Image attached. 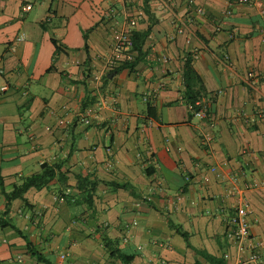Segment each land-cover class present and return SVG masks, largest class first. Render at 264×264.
<instances>
[{
  "label": "crops",
  "instance_id": "obj_1",
  "mask_svg": "<svg viewBox=\"0 0 264 264\" xmlns=\"http://www.w3.org/2000/svg\"><path fill=\"white\" fill-rule=\"evenodd\" d=\"M146 11L155 64L107 69ZM187 56L202 119L181 101ZM0 64L4 186L43 163L66 176L8 215L0 192V217L20 231L0 228V264H252L227 236L236 195L216 173L237 177L264 264V0H0ZM77 176L97 181L90 208L69 206Z\"/></svg>",
  "mask_w": 264,
  "mask_h": 264
},
{
  "label": "trees",
  "instance_id": "obj_2",
  "mask_svg": "<svg viewBox=\"0 0 264 264\" xmlns=\"http://www.w3.org/2000/svg\"><path fill=\"white\" fill-rule=\"evenodd\" d=\"M147 12V11H146ZM148 18L150 20V24L148 28L143 32H132L128 35L129 39L131 40V48L130 52L134 53L135 56L132 57L131 61H124L117 67L113 72L118 73L120 70L123 69H132L134 65L139 61H148V63H151L154 65L155 63H152L150 60V57L152 56L151 53H148L146 51H143L144 44L150 35L151 32V25L153 23V19L150 16V14L147 12ZM53 44L54 41L52 40ZM155 61V56L152 57ZM182 84H183V92L181 101L190 108V115L193 114L192 112L198 111L200 109V100L203 93V85L201 78L196 73V71L193 68L192 64V58L190 56H187L183 67H182ZM192 116V115H191ZM62 163H43L39 167V171L21 179L20 184L14 185L11 190H7L4 186L3 178L0 174V192L1 195L4 198L5 201V211L4 215H8L11 203L14 200H21L24 205H28L27 200L25 199V194L30 189L35 190H41L43 188H46L49 186V184L53 181L59 182L60 185H64L66 182V176L65 173L62 172ZM76 189L79 191L78 199L74 200V202L69 203V206H81L82 204H85L87 208H90L93 204V196L95 193V189L97 186V181L93 180L90 181L88 177H76ZM119 186V185H116ZM120 187H123V185H120ZM0 228L1 229H11L15 233L20 234V231L16 229V227L11 224L8 220H4L2 217H0ZM181 237L184 238L186 243L188 244L187 234L184 232H181L180 230L176 231ZM23 238L26 241V237L23 236ZM104 246L109 249V246L113 245V242L104 238L103 239ZM27 249L32 250L31 244L26 241ZM33 255L36 256L37 260L44 261L42 259L41 255L38 254V252L33 251ZM111 255L120 257L122 256L120 254V251L118 249H111ZM132 258V257H131ZM124 260V259H123ZM208 260L211 262V264H223L221 260H216L214 258H208ZM46 263V262H45ZM48 264V262H47ZM124 264H127L126 262Z\"/></svg>",
  "mask_w": 264,
  "mask_h": 264
},
{
  "label": "built area",
  "instance_id": "obj_3",
  "mask_svg": "<svg viewBox=\"0 0 264 264\" xmlns=\"http://www.w3.org/2000/svg\"><path fill=\"white\" fill-rule=\"evenodd\" d=\"M179 24V23H177ZM183 26L181 24L177 25V30L179 33L182 32ZM131 40L129 39L126 33H121L117 35L113 46L111 54L109 55L106 61V68L109 70H115L119 65L124 61H131L132 57L127 55V52L130 51ZM3 73L0 64V75ZM6 87L0 88V91H4ZM193 116L197 119H202L204 112L199 109L198 111L192 112ZM202 144L207 146L212 141L210 134H202ZM212 172H216L214 168H211ZM218 178L223 180H228L233 185V192L236 195V202L234 208V214L228 219L229 223V232L227 236L234 241L238 250L240 252H247L248 259L247 261L252 264H260L262 260V253L259 252L257 244L250 243V221L249 218L252 214V209L248 200L243 196L242 189L237 186L238 179L236 176L224 177L219 173H216ZM264 185V183H263ZM149 200V198H145ZM63 258V256H62Z\"/></svg>",
  "mask_w": 264,
  "mask_h": 264
},
{
  "label": "water",
  "instance_id": "obj_4",
  "mask_svg": "<svg viewBox=\"0 0 264 264\" xmlns=\"http://www.w3.org/2000/svg\"><path fill=\"white\" fill-rule=\"evenodd\" d=\"M112 75H109V77L111 78Z\"/></svg>",
  "mask_w": 264,
  "mask_h": 264
}]
</instances>
